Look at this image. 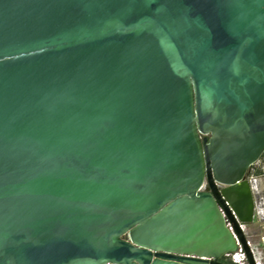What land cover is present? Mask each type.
<instances>
[{
	"label": "water",
	"instance_id": "water-1",
	"mask_svg": "<svg viewBox=\"0 0 264 264\" xmlns=\"http://www.w3.org/2000/svg\"><path fill=\"white\" fill-rule=\"evenodd\" d=\"M263 154L264 0H0V264H262Z\"/></svg>",
	"mask_w": 264,
	"mask_h": 264
},
{
	"label": "rangeland",
	"instance_id": "rangeland-1",
	"mask_svg": "<svg viewBox=\"0 0 264 264\" xmlns=\"http://www.w3.org/2000/svg\"><path fill=\"white\" fill-rule=\"evenodd\" d=\"M263 163L264 157L260 159V161L256 164V167L261 166ZM258 179L260 180L262 189L264 191V176L258 177ZM263 221V217L258 216V218L255 219V222L246 228V234L248 240L251 242L254 255L256 259L262 264H264V249L259 237L262 231Z\"/></svg>",
	"mask_w": 264,
	"mask_h": 264
},
{
	"label": "built area",
	"instance_id": "built-area-1",
	"mask_svg": "<svg viewBox=\"0 0 264 264\" xmlns=\"http://www.w3.org/2000/svg\"><path fill=\"white\" fill-rule=\"evenodd\" d=\"M257 164V163H256ZM256 164L253 165L256 167ZM258 167H261L262 170L264 171V163L261 165V166H258ZM257 168V167H256ZM256 168L253 169V171L256 170ZM250 173V172H249ZM251 178H253L254 180H257L258 177H256L255 175L251 174L250 175ZM258 216H260V210H258V215H257V218ZM263 220H264V216H263ZM227 226L229 227V229L233 232V229L230 225V223H227ZM260 242L262 245H264V221H263V225H262V231H261V234H260ZM249 244L251 246V242L249 241ZM252 248V246H251ZM253 250V248H252ZM254 252V251H253ZM225 258H227L228 260H230L232 263H238V264H243L247 261V258H246V254L241 246V244H239V251L236 252V253H230V254H226L225 255Z\"/></svg>",
	"mask_w": 264,
	"mask_h": 264
},
{
	"label": "crops",
	"instance_id": "crops-1",
	"mask_svg": "<svg viewBox=\"0 0 264 264\" xmlns=\"http://www.w3.org/2000/svg\"><path fill=\"white\" fill-rule=\"evenodd\" d=\"M255 192L259 195V198H260V204H261V206L259 207L260 217H263L264 216V191L262 189V184L258 178L256 180Z\"/></svg>",
	"mask_w": 264,
	"mask_h": 264
},
{
	"label": "trees",
	"instance_id": "trees-1",
	"mask_svg": "<svg viewBox=\"0 0 264 264\" xmlns=\"http://www.w3.org/2000/svg\"><path fill=\"white\" fill-rule=\"evenodd\" d=\"M264 157V154L262 156V158ZM256 168L255 166H252L250 168V175L253 174L255 175L256 177H262L264 176V171L262 170L261 167H257L255 171H253V169ZM263 249H264V245H263Z\"/></svg>",
	"mask_w": 264,
	"mask_h": 264
},
{
	"label": "flooded vegetation",
	"instance_id": "flooded-vegetation-1",
	"mask_svg": "<svg viewBox=\"0 0 264 264\" xmlns=\"http://www.w3.org/2000/svg\"><path fill=\"white\" fill-rule=\"evenodd\" d=\"M249 175H250V173H249Z\"/></svg>",
	"mask_w": 264,
	"mask_h": 264
}]
</instances>
